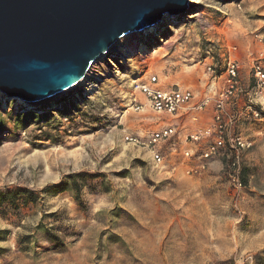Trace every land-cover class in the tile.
<instances>
[{"label":"rangeland","instance_id":"rangeland-1","mask_svg":"<svg viewBox=\"0 0 264 264\" xmlns=\"http://www.w3.org/2000/svg\"><path fill=\"white\" fill-rule=\"evenodd\" d=\"M174 18L140 38L149 53L133 66L111 54L95 64L114 77L94 93L37 108L0 100V264H264V88L251 73L264 0H190ZM229 58L248 103L231 136L248 148L186 158L182 113L132 109L134 95L144 102L134 85L152 76L164 90H220ZM167 124L177 135L161 166L124 140Z\"/></svg>","mask_w":264,"mask_h":264},{"label":"water","instance_id":"water-1","mask_svg":"<svg viewBox=\"0 0 264 264\" xmlns=\"http://www.w3.org/2000/svg\"><path fill=\"white\" fill-rule=\"evenodd\" d=\"M190 0H0V92L50 105L75 88L123 36L142 32Z\"/></svg>","mask_w":264,"mask_h":264},{"label":"built area","instance_id":"built-area-1","mask_svg":"<svg viewBox=\"0 0 264 264\" xmlns=\"http://www.w3.org/2000/svg\"><path fill=\"white\" fill-rule=\"evenodd\" d=\"M256 38L261 46V51L252 61L251 73L256 87L262 89L264 88V34L256 35ZM207 70L214 72L210 66L207 67ZM239 72L240 63L238 60L229 58L225 67L222 88L219 91H214L212 95L203 97L197 104L193 105L195 110H204L210 104H213L212 124L199 128L185 137V141L195 147L203 145L204 148L197 155L203 162L219 156L220 152L225 150L228 142L232 149L236 151L248 148V142L242 137L231 136L237 120L234 116L226 115L225 111L227 105L236 99L241 91ZM135 93L141 94L144 97V102L138 101L134 95L132 99V109L134 111L148 110L170 116L179 115L195 100V93L190 88L162 89L158 85L156 76H152L148 82L135 84L133 94ZM175 135H177L176 127L172 124H167L145 138L126 134L124 140L128 144L147 149L152 163L155 166H161L164 163V158L159 151V147ZM228 138L229 140L227 141ZM183 154L186 158L192 157V150L186 149ZM203 166L204 164L202 163L201 167ZM234 180L237 181L238 186L241 185L238 179Z\"/></svg>","mask_w":264,"mask_h":264},{"label":"bare ground","instance_id":"bare-ground-1","mask_svg":"<svg viewBox=\"0 0 264 264\" xmlns=\"http://www.w3.org/2000/svg\"><path fill=\"white\" fill-rule=\"evenodd\" d=\"M174 17L175 16L167 15L160 23L155 24L152 27L146 28L142 32H134V33H130V34H127V35L121 37L112 46L109 54H104L103 56L98 58L96 60L95 64L99 65L102 62V60L106 59L111 54L112 56L120 57L122 59V61L127 65V67L133 66L136 62L137 57H143L149 53V49H148L146 43L140 42V38L146 36L151 31H153V32H151V34H148V35L158 34L161 27L164 26L165 24H167L168 19L170 21H174L175 20ZM93 67L94 66H92V65L90 66V68L88 69V71L85 74V76L83 77V79L76 86V87H81L83 93H90V92L94 93V92H96L102 84L107 82L111 77H114V72L110 68L108 69V71L101 74L99 72H94ZM116 76L117 75H115V77ZM71 90H73V88H71L67 91H64L63 93H61L59 95L52 97L47 102L54 105L53 103L55 102L56 99L60 98L62 95L67 94ZM5 99H7L6 96L2 92H0V100L3 101ZM14 100L16 101V107L26 106V107H30V108H35V107L37 108V107H40L39 105H42V104L26 103L23 100H21L20 98H17Z\"/></svg>","mask_w":264,"mask_h":264},{"label":"crops","instance_id":"crops-1","mask_svg":"<svg viewBox=\"0 0 264 264\" xmlns=\"http://www.w3.org/2000/svg\"><path fill=\"white\" fill-rule=\"evenodd\" d=\"M199 88L200 87L197 86V91L194 92L195 100L191 103L190 106H188L184 111L181 112L182 114L180 113L181 115H183L181 119L182 125L180 126V128L182 129V127L184 126L186 132H190V133L195 132L199 128L206 127L212 124L213 108L209 107L203 112H199V111H194L195 109L193 108V105L197 104L203 97L212 95L214 91L219 90L217 88L212 89V86L210 87V89L205 88L203 91L200 90ZM242 92L244 91L241 90L240 95H238V97L234 99L230 104H228L227 107L225 108L226 115L234 116L237 120L236 124L238 125L243 123L245 120H248V103L245 102L244 99H242L244 97V95L243 96L241 95ZM246 96L248 95L246 94ZM240 127L241 126H239V128ZM159 128L160 127H158V129ZM186 144L188 146V149L190 150L194 149L195 147L191 143H187L181 140V146L185 147Z\"/></svg>","mask_w":264,"mask_h":264}]
</instances>
